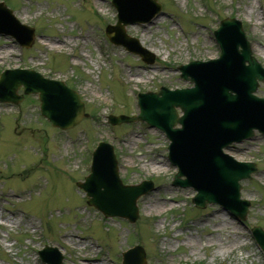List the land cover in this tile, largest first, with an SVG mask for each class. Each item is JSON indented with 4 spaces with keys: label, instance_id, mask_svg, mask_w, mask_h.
Returning <instances> with one entry per match:
<instances>
[{
    "label": "rangeland",
    "instance_id": "374dc122",
    "mask_svg": "<svg viewBox=\"0 0 264 264\" xmlns=\"http://www.w3.org/2000/svg\"><path fill=\"white\" fill-rule=\"evenodd\" d=\"M0 2L36 34L29 50L0 35V72L25 68L62 81L78 93L88 114L75 127L59 130L40 117L36 95L17 105L0 103V264H44L37 256L44 246L56 248L62 264H85L82 256L97 257L95 264H121L122 252L134 245L146 251V264H264L250 235L253 226L264 229L263 135L225 149L257 165L253 178L242 182L240 194L250 208L241 223L217 205L196 209L192 189L172 187L177 169L167 160L164 133L144 123L111 126L106 120L136 115L139 92L191 87L177 67L219 56L213 32L224 18L241 22L251 55L264 68V0H157L156 17L125 27L154 55L150 65L104 35L105 26L116 21L110 0ZM256 95L264 97V82ZM99 141L114 147L124 184L154 183L152 192L138 198L133 224L103 218L76 188ZM155 200L161 207L153 206ZM77 237L84 238V249Z\"/></svg>",
    "mask_w": 264,
    "mask_h": 264
},
{
    "label": "water",
    "instance_id": "95a60500",
    "mask_svg": "<svg viewBox=\"0 0 264 264\" xmlns=\"http://www.w3.org/2000/svg\"><path fill=\"white\" fill-rule=\"evenodd\" d=\"M154 1L115 0L118 24L106 29L112 43L138 54L146 63H152L153 57L136 40L127 37L123 27L152 19L160 10ZM134 6L142 9L144 15L132 18L135 13L130 7ZM0 33L10 35L25 48L31 47L34 41V29L21 25L2 4ZM215 36L221 50L219 59L190 62L179 68L181 77L194 87L174 91L162 87L158 93L138 95V116L108 118L111 124L142 121L163 131L170 140L168 160L178 167L173 184L191 187L197 192L192 199L194 206L205 208L207 204L217 203L237 219L244 220L249 204L240 199L241 186L238 183L250 179L256 165L233 160L222 150L233 142L251 138L253 130L264 134V99L253 95L258 81H264V69L250 56V47L239 22L223 21ZM237 46L242 50L237 51ZM20 86H23L24 94L38 93L40 111L54 126L67 129L86 116L76 93L61 82L46 80L29 70H5L1 74L0 102L17 103L16 91ZM176 108L182 111L181 117H178ZM176 124L181 127L174 128ZM111 148L106 143L99 144L93 153L90 175L77 186L86 192L87 203L105 217L117 216L134 222L137 218L136 198L152 190V183L122 186ZM252 235L264 252V232L254 227ZM39 255L47 264L62 261V256L54 248L46 247ZM144 260L143 249L135 247L124 252L122 264H144Z\"/></svg>",
    "mask_w": 264,
    "mask_h": 264
},
{
    "label": "bare ground",
    "instance_id": "6f19581e",
    "mask_svg": "<svg viewBox=\"0 0 264 264\" xmlns=\"http://www.w3.org/2000/svg\"><path fill=\"white\" fill-rule=\"evenodd\" d=\"M156 20H158V19H156ZM150 28H151V26H147L146 28H144L145 30L143 31V34L146 33V32H148V30H149ZM63 43H64V42H63ZM165 69H166V68H165ZM128 75L131 76V78L134 77V76H136V75H132V74H130V72L128 73ZM137 76H138V75H137ZM131 78H129L128 81L131 82V84H132V83H133V80H132ZM153 206H155V207H161L160 204H159L156 200L153 202ZM82 239H84V238H82V237H77L76 241L80 242L79 246H80L82 249H84L85 246H86V244L82 242ZM81 259H82L83 263L85 262V264H95L94 262L98 261V258L95 257V256H89V257H87V256H82Z\"/></svg>",
    "mask_w": 264,
    "mask_h": 264
}]
</instances>
